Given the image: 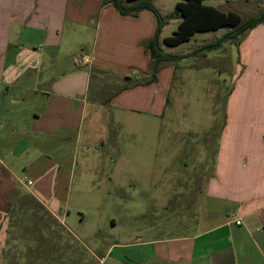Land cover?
<instances>
[{
  "label": "crops",
  "instance_id": "1",
  "mask_svg": "<svg viewBox=\"0 0 264 264\" xmlns=\"http://www.w3.org/2000/svg\"><path fill=\"white\" fill-rule=\"evenodd\" d=\"M207 1L202 2L224 11ZM258 1L255 16L264 11V0ZM228 11L232 9L224 12ZM175 16L177 27L180 17ZM156 28L150 10L122 15L104 0H0V96L13 89L17 93L15 99L10 96L11 102L18 105L25 102V93L33 96L28 106L0 117V247L14 199L22 195L33 199L51 221L63 223L57 202L77 163L75 152L68 151L70 140L75 139V147L81 143L87 155L100 154L110 124L126 125L130 131L155 129L160 137L170 76L177 69L181 72L182 91L187 78L184 69L191 64L160 68L156 80L145 83L151 75L149 46ZM244 33L239 53L246 67L243 75H248V68L251 72L253 65H264V22ZM203 44L201 39L199 45ZM210 61L202 54L200 63L192 67H214ZM257 73L264 76V71ZM95 74L113 77L111 88L121 84L112 99L100 97L102 84L95 88L88 110ZM125 81L142 82L124 88L129 83ZM206 92L210 98L215 95V91ZM240 93L241 108L227 106L224 122L216 128L219 138L212 155L203 138L190 164L182 162L180 171L157 172L164 184L148 192L155 213L148 214L145 235L115 241L105 253L90 252L99 261L95 264H264V91L254 106L249 105L245 90ZM208 111L212 122L214 110ZM86 117L88 129L97 134L95 140L86 134L84 142ZM126 156L127 163L132 162L134 156L123 154L122 159ZM128 167L118 164L116 175L126 171L127 179L138 177ZM169 178L175 179L174 185H167ZM115 249L119 250L116 255ZM2 258L0 250V264Z\"/></svg>",
  "mask_w": 264,
  "mask_h": 264
},
{
  "label": "rangeland",
  "instance_id": "2",
  "mask_svg": "<svg viewBox=\"0 0 264 264\" xmlns=\"http://www.w3.org/2000/svg\"><path fill=\"white\" fill-rule=\"evenodd\" d=\"M150 1L162 15L173 14L158 35L157 42L161 51L176 56L190 52L183 60L175 59L159 65L158 71L163 67L171 70L175 65L191 64V67L184 69L187 78L182 91L181 72L177 69L170 76L171 86L163 119L165 127H161L160 137L155 129L130 131L126 125L110 124L108 131H104L106 141L102 149H99L100 154L97 151L87 155L81 151V143L75 147V139L70 140L68 151L75 152L77 163L72 177L66 180L67 188L57 202L63 223L60 219L51 221L41 214L38 205L26 195L18 200L14 199L15 204L8 214L6 228L2 227L5 231L0 247L3 253L2 264H95L99 261L90 252L98 250L105 253L107 247L115 241H126L133 234L145 235L143 230L149 226L148 214L155 213L151 210L154 200L150 199L152 194L148 192L164 182L162 179L159 181L157 172L180 171L182 162L190 164L189 159L194 158L196 150L202 148L203 138L207 152L212 155L219 138L215 133L216 128L224 122L225 109L227 106H235L238 111L243 104L241 102L244 97L240 92L246 91L250 106L259 103L260 92L264 91V76L257 71H264V65L261 62L257 66L253 65V70L250 72L248 68V75H243L246 67L240 61L239 46L244 32L236 40L224 41L210 50L194 52L201 46V39L205 40V44L213 43L229 28L197 32L188 41L168 46L163 42L162 36L171 35L176 27L174 11L175 3L179 0ZM207 3L219 6L224 11L232 9L243 19L255 16L257 6L260 5L258 0H208ZM86 46L87 44L83 45L84 48ZM202 54L211 59L214 67H204L201 70L192 67V64L200 63ZM111 78L113 79L99 74L92 76L88 110L93 104L91 92L101 84L100 97L112 99L118 94L121 83L118 82L111 88ZM139 79L143 80L142 77ZM127 82L130 81L124 83ZM112 89L116 92H112ZM206 91H215V95L210 98ZM16 93L12 89L0 96L1 118L6 115V111L26 107L33 99L32 95L25 93L23 104L12 103L10 96L14 97ZM211 108L214 110L212 122L209 119L212 114L208 111ZM88 122L86 117L82 130L84 142L86 134L92 136L91 140H95L94 136L97 134L96 131L88 129ZM129 143L133 146L128 148ZM123 154H129L128 158L133 155L132 162L127 163V156L123 160ZM118 164H128V170L132 167L138 177L127 179L126 171L116 175L115 166ZM174 180L167 179V185H174ZM128 181L132 182L130 186ZM141 188L146 189V193H142ZM143 204H147L145 209ZM117 252L119 250L115 249L113 254L116 255ZM121 253L128 256L127 251Z\"/></svg>",
  "mask_w": 264,
  "mask_h": 264
},
{
  "label": "trees",
  "instance_id": "3",
  "mask_svg": "<svg viewBox=\"0 0 264 264\" xmlns=\"http://www.w3.org/2000/svg\"><path fill=\"white\" fill-rule=\"evenodd\" d=\"M203 0H179L175 3L174 14L180 17L176 29L171 35L163 38V42L168 46H176L182 42L188 41L195 32L216 30L223 26H229L230 30L216 39L213 43L203 44L194 52L201 50H210L220 46L222 42L228 40H236L240 34L247 29L253 28L258 23L264 22V11L258 16L242 19L236 12H224L214 6L206 5ZM111 2L112 5L122 15L132 14L142 9L150 10L156 17L157 28L155 36H158L162 27L167 20L173 15H162L150 0H104ZM154 38L149 46L151 54V75L145 81L150 83L156 80V73L161 62L174 61L176 58H183L187 55H172L163 53ZM142 81L129 82L124 86L137 85Z\"/></svg>",
  "mask_w": 264,
  "mask_h": 264
},
{
  "label": "built area",
  "instance_id": "4",
  "mask_svg": "<svg viewBox=\"0 0 264 264\" xmlns=\"http://www.w3.org/2000/svg\"><path fill=\"white\" fill-rule=\"evenodd\" d=\"M27 184H31V181L27 180ZM236 223H240V221L236 220Z\"/></svg>",
  "mask_w": 264,
  "mask_h": 264
},
{
  "label": "water",
  "instance_id": "5",
  "mask_svg": "<svg viewBox=\"0 0 264 264\" xmlns=\"http://www.w3.org/2000/svg\"><path fill=\"white\" fill-rule=\"evenodd\" d=\"M154 40H155L154 43L156 45L157 44V40H158V36H156Z\"/></svg>",
  "mask_w": 264,
  "mask_h": 264
}]
</instances>
